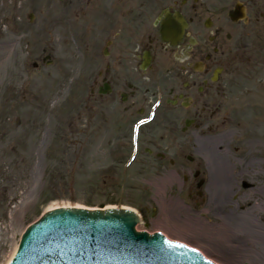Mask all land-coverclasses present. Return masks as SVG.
<instances>
[{
	"label": "flooded vegetation",
	"instance_id": "flooded-vegetation-1",
	"mask_svg": "<svg viewBox=\"0 0 264 264\" xmlns=\"http://www.w3.org/2000/svg\"><path fill=\"white\" fill-rule=\"evenodd\" d=\"M56 1L58 21L48 20L43 28L52 34L58 30L74 59L90 60L89 76L79 74L72 83L90 81L87 130L93 136L96 132L97 140L106 137L101 147L131 151L134 126L157 104L153 122L139 125L135 163L156 169L177 166L184 157L197 162L199 169L166 178V182L183 181L187 198L194 199L201 196L206 172H212L205 150L216 148L218 163L212 175L238 177L230 190L234 207L227 199L221 211L235 210L237 220L243 213L247 218L245 230L238 221L235 255L264 261V205H258L254 185L264 180L259 177L264 176V140L251 135L242 116L236 115L240 98L231 94L239 77L250 70L251 40L259 35L264 20V0H48L45 4ZM52 58L46 54L44 60L49 63ZM62 123L71 134L64 139L76 140L67 144H81L76 129L82 124L81 111ZM233 133L243 135L238 137L235 164L230 162ZM186 149L196 158L186 156L182 152ZM114 156L119 159L118 153Z\"/></svg>",
	"mask_w": 264,
	"mask_h": 264
},
{
	"label": "rangeland",
	"instance_id": "rangeland-1",
	"mask_svg": "<svg viewBox=\"0 0 264 264\" xmlns=\"http://www.w3.org/2000/svg\"><path fill=\"white\" fill-rule=\"evenodd\" d=\"M45 3L48 0H0V264L9 260L13 244L19 243L25 229L43 213L69 206L131 207L144 214L140 229L150 232L161 229L173 239L200 248L220 264H263L238 259L232 239L235 232H230L233 235L227 234L228 231L219 233L222 229L214 226L220 221L208 213V209L215 211L211 203L218 204L225 196L233 200L230 189L238 184L235 175L226 181L214 178L209 181L204 190L207 203L194 197L193 203H199L191 204L193 210L199 208L198 214L172 205V211L167 209L170 213L165 208L153 217L151 209L157 207L155 202L160 199L162 189L168 193L169 201L179 194L176 186L181 184L180 180L166 182V178L182 176L183 171L199 169V165L184 157L177 166L158 167L162 169L138 161L126 168L125 160L120 159L130 154V150L101 147L106 137L97 140L96 132L93 136L86 128L91 120L90 81L72 84L79 74L89 76V57L81 61L74 59L72 48L66 47L60 32L56 30L52 34L49 28H43L48 20L58 21L59 9L57 1L51 5ZM30 14H34L32 22ZM259 35L251 40L250 79L239 78L231 94L240 98L234 111L236 115L243 116L244 124L251 126V135L256 133L264 140V20L260 23ZM46 54L53 57L52 64L43 61ZM243 105L250 109L240 110ZM76 111H81L82 124L76 125L81 132L78 140L81 144L68 145L69 141L64 138L71 134L62 122L69 121ZM239 135L243 136L232 134L231 164L239 156L235 152ZM182 152L188 156L191 150ZM215 153L213 147L205 150L210 158ZM210 166L214 168L213 160ZM262 167L264 171V161ZM228 172L233 174L232 170ZM259 177L264 178L262 173ZM173 183L177 184L171 191ZM254 185L258 204L263 205L264 180ZM162 214H170L172 222L168 223V218L161 222L158 218ZM197 220L208 229L204 231L202 226L191 224ZM164 223L167 224L164 226Z\"/></svg>",
	"mask_w": 264,
	"mask_h": 264
},
{
	"label": "water",
	"instance_id": "water-1",
	"mask_svg": "<svg viewBox=\"0 0 264 264\" xmlns=\"http://www.w3.org/2000/svg\"><path fill=\"white\" fill-rule=\"evenodd\" d=\"M138 223L124 209L51 211L28 229L12 264H212L159 234L137 233Z\"/></svg>",
	"mask_w": 264,
	"mask_h": 264
},
{
	"label": "bare ground",
	"instance_id": "bare-ground-1",
	"mask_svg": "<svg viewBox=\"0 0 264 264\" xmlns=\"http://www.w3.org/2000/svg\"><path fill=\"white\" fill-rule=\"evenodd\" d=\"M69 207H73V206H69ZM77 207H79V206H77ZM81 207V206H80ZM228 216H231L230 214H228ZM220 218V220H221V224L220 225H215L214 227H215V229H217V228H219V229H222L221 231H219L218 230V232L219 233H224L225 231H228L227 233H230L229 232V230H232V231H234L235 232V224H232L231 225V223L228 221H226L224 218H222V217H219ZM191 224H193V225H198V226H202L203 228H204V231H206L208 228L206 227V226H204L203 224H202V222H200V221H197V222H195V223H191ZM205 233L206 232H203V234L205 235ZM180 240V239H179ZM181 241V240H180ZM17 247H18V243H15V244H13V252H12V254H11V256H10V259L13 257V255L15 254V252H16V250H17Z\"/></svg>",
	"mask_w": 264,
	"mask_h": 264
},
{
	"label": "snow or ice",
	"instance_id": "snow-or-ice-1",
	"mask_svg": "<svg viewBox=\"0 0 264 264\" xmlns=\"http://www.w3.org/2000/svg\"><path fill=\"white\" fill-rule=\"evenodd\" d=\"M143 123V122H142ZM165 243H168L169 246H172L171 242L170 241H166ZM177 246H180V247H186V245H177ZM195 250V249H194Z\"/></svg>",
	"mask_w": 264,
	"mask_h": 264
}]
</instances>
